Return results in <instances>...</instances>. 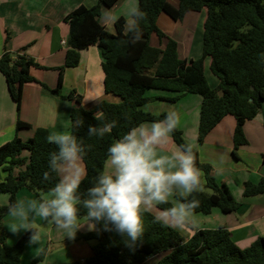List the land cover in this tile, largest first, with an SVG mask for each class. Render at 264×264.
I'll return each mask as SVG.
<instances>
[{
  "label": "trees",
  "instance_id": "16d2710c",
  "mask_svg": "<svg viewBox=\"0 0 264 264\" xmlns=\"http://www.w3.org/2000/svg\"><path fill=\"white\" fill-rule=\"evenodd\" d=\"M102 2V0H100ZM139 7L146 13L140 21L141 37L131 42V34L125 30L126 20L119 18L116 32L110 33L100 23L101 3L92 8L80 6L65 17L69 25L65 66L59 68L58 85L52 93L67 99H75L71 111V132L82 139L87 149L84 163L88 178L81 185V192L90 186L91 180L105 165L107 149L130 127L140 123L163 119L167 113L154 115L142 109L145 103L159 98H147L148 90H160L177 94L169 98L176 101L184 94L202 97L198 143L228 115L236 119L234 151L247 144L244 125L254 119L264 105V0H139ZM206 12L203 23V56L198 60L180 58L178 43L168 37L158 26L161 14L173 21H181L190 12ZM155 35L165 47H153L151 37ZM9 36L6 38V42ZM90 46L100 49L103 62L104 86L107 93L121 97L120 103L102 101L96 110L88 111L81 106V97L74 93L62 95L65 68L77 67L80 52ZM210 58V72L219 83L210 86L205 75V60ZM32 67L39 65L30 57L20 53L4 52L0 58V73L4 76L9 94L18 110L22 103L24 85L36 82L30 74ZM100 113L101 119H94ZM116 121V127L103 138L89 137L88 125L102 126ZM82 123L83 126H78ZM17 130L29 128L22 121ZM49 131L38 128L33 137L23 141L18 136L0 147V170L7 172L0 182V194L9 196V202L0 206V264H19L31 232L26 231L14 244L9 245L3 226L10 203L17 201L20 190L27 188L38 199L55 185L58 178L44 181L43 172L48 170L49 154L56 150L47 141ZM177 145L188 143L182 131L172 134ZM90 146V147H89ZM28 152L25 169L22 153ZM196 166L205 177L204 191L194 193L200 206L194 213L208 214L218 209L224 214L235 212L239 203L227 186L218 184L211 175L212 168L200 162L194 148ZM207 190V191H206ZM210 191V192H209ZM264 193V179L258 184L248 182L244 186L246 197ZM172 203L158 206L167 208ZM81 214H84L82 210ZM144 235L134 248L125 245L126 240L115 232L98 231L84 234L86 240H95L92 256L84 262L74 264H143L148 257L164 254L156 264H264V237H258L246 248L239 247L226 228L196 230L185 241L174 228L155 222L151 212L143 214ZM46 252L43 251L40 257Z\"/></svg>",
  "mask_w": 264,
  "mask_h": 264
},
{
  "label": "crops",
  "instance_id": "0c3cea01",
  "mask_svg": "<svg viewBox=\"0 0 264 264\" xmlns=\"http://www.w3.org/2000/svg\"><path fill=\"white\" fill-rule=\"evenodd\" d=\"M100 3V23L107 31L115 33V24H107L103 18L104 14L111 12L118 19L126 20L127 9L132 4L139 5V0H0V58L4 52L20 53L32 58L39 65L30 70L36 82L24 85L20 110L12 100L5 78L0 73V147L12 141L15 136L27 141L38 128L48 130L49 134L53 131L71 130L70 116L77 104L75 99H67L51 92L58 85L59 68L65 66L69 35V25L65 17L80 6L92 8ZM172 3L177 5V2ZM196 14L197 16L191 13L186 15V18L188 15L193 18V24L186 27H180L181 21H173L166 14H161L158 18L159 28L178 43L180 58L188 61L198 60L203 56V23L206 12ZM163 26H167V29ZM8 36L9 40L6 42ZM151 45L162 49L165 47V43L160 44L155 35L151 37ZM102 62L98 47L90 46L82 50L79 65L64 70L62 95L74 93L75 98L80 96L81 106L88 111L96 110L102 101L120 103V96L105 91ZM209 66L210 58H207L205 75L210 86L216 88L219 81L212 75ZM145 96L159 99L145 103L142 107L144 111L159 115L174 110L180 115L178 128L182 131L184 139L194 145L200 162L211 166V175L215 181L227 186L239 203L238 209L229 214H224L218 209H213L208 214L194 213V231L181 232L176 229L183 239H190L196 230H214L222 227L231 233L232 239L241 248L248 247L258 237H264V193L251 197L244 195L246 183L258 184L264 179V105L259 114L244 125L247 144L234 151L236 119L231 115L224 117L202 144L198 143L201 96L188 93L173 102L169 98L178 96L172 92L148 90ZM19 120L30 127L17 130ZM176 146L172 138L167 151L175 150ZM28 155L27 151L22 153L23 163L17 167L18 171L25 169ZM6 176L7 172L1 169L0 182L4 181ZM202 181L204 187V175ZM28 199L38 197L27 188L20 190L17 200ZM8 202L9 196L0 194V206H5ZM170 203L174 204L175 199L170 200ZM11 223L18 222L8 214L5 215L3 226L8 244L13 241H10L9 237L13 233L8 227ZM34 223L41 239L37 244H26L19 264H39L38 259H42L40 254L44 250L47 253L40 264H73L84 262L92 256L96 241L86 240L83 235L95 231H88L86 225L78 231L73 240L67 238L63 230L48 225L38 217ZM25 232L20 230L15 233L16 241ZM163 255L148 257L143 264H156Z\"/></svg>",
  "mask_w": 264,
  "mask_h": 264
},
{
  "label": "clouds",
  "instance_id": "9594fccd",
  "mask_svg": "<svg viewBox=\"0 0 264 264\" xmlns=\"http://www.w3.org/2000/svg\"><path fill=\"white\" fill-rule=\"evenodd\" d=\"M103 18L109 25L118 19L111 12ZM144 19L146 13L138 3L129 6L125 30L131 34L132 43L140 39V21ZM94 119H101V114L94 113ZM179 124L180 115L170 110L163 119L130 127L110 144L104 169L83 192L81 185L88 178L86 146L71 131L51 132L47 141L56 150L49 154L48 170L42 179L49 181L55 174L58 180L39 199L10 203L8 216L18 223L9 224V229L13 233L30 231L29 243L37 244L41 239L34 223L37 217L73 240L85 225L88 231H98L101 224L103 231L117 233L127 247L134 248L144 235L143 214L175 199L172 206L160 210L155 222L181 232L194 231V211L200 202L190 197L203 191L202 172L196 166L192 143L167 151ZM115 127L116 121L88 125L87 134L103 138Z\"/></svg>",
  "mask_w": 264,
  "mask_h": 264
},
{
  "label": "rangeland",
  "instance_id": "374dc122",
  "mask_svg": "<svg viewBox=\"0 0 264 264\" xmlns=\"http://www.w3.org/2000/svg\"><path fill=\"white\" fill-rule=\"evenodd\" d=\"M171 2L176 3L177 0H171ZM190 13H191V14H195V16H197L196 13H200V12H190ZM190 13H189V14H190ZM185 18H186V16L181 20L180 25H179L180 27H186L187 25L193 24V23H192V21H193V18H192V17H189V15H188V17H187L186 19H185ZM189 18H192V20L190 21ZM184 20H185V21H184ZM183 21H184V22H183ZM163 28H164V29H167V26H163ZM161 30H162V29H161ZM203 191H204V188H203ZM206 191H207V190H206ZM160 210H161V208L158 207V208H156V209H153V210L151 211V213H152L153 215L157 216V215H159ZM14 234H15V233H12V234H10V236H9L10 239H11V240H10V239H9V240H10V241L13 240V241L11 242V244L9 243V245H14V244L18 241V240L16 241L17 238H14V237H15ZM9 240H8V241H9ZM15 241H16V242H15ZM44 251L47 253L46 250H44ZM42 252H43V251H42ZM42 252H41V253H42ZM46 253H45L44 255H42V259H41V258L38 259V263H39V264H40V261H42L43 258L45 257ZM74 263H75V262H73V264H74ZM80 263H82V262H80Z\"/></svg>",
  "mask_w": 264,
  "mask_h": 264
},
{
  "label": "built area",
  "instance_id": "2783aa9c",
  "mask_svg": "<svg viewBox=\"0 0 264 264\" xmlns=\"http://www.w3.org/2000/svg\"><path fill=\"white\" fill-rule=\"evenodd\" d=\"M63 44H65V42H63Z\"/></svg>",
  "mask_w": 264,
  "mask_h": 264
}]
</instances>
